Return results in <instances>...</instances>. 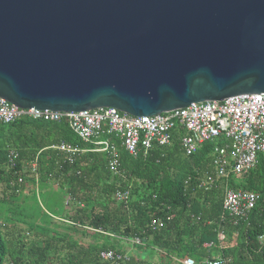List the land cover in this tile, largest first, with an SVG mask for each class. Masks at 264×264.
<instances>
[{"label": "water", "instance_id": "water-1", "mask_svg": "<svg viewBox=\"0 0 264 264\" xmlns=\"http://www.w3.org/2000/svg\"><path fill=\"white\" fill-rule=\"evenodd\" d=\"M264 96V0H0V99L152 117Z\"/></svg>", "mask_w": 264, "mask_h": 264}, {"label": "trees", "instance_id": "trees-1", "mask_svg": "<svg viewBox=\"0 0 264 264\" xmlns=\"http://www.w3.org/2000/svg\"><path fill=\"white\" fill-rule=\"evenodd\" d=\"M181 136L175 132L169 146L133 158L103 134L117 145L122 176H116L107 168V153L92 151L94 144L82 143L65 120L22 117L0 124V264H106L102 251L125 253L122 243L135 238L138 257L128 255L123 264H174L185 258L195 264L218 259L264 264L263 156L252 170L205 190L198 184L212 173L214 149L225 142H206L186 156ZM60 143L87 151L68 163L53 148ZM10 152L16 155L13 168ZM27 176L33 188L26 194ZM36 186L42 208L29 205ZM225 186L257 196L246 219L234 223L223 211ZM118 190L129 191L126 206L114 200ZM153 220L161 224L155 231L148 228Z\"/></svg>", "mask_w": 264, "mask_h": 264}, {"label": "built area", "instance_id": "built-area-1", "mask_svg": "<svg viewBox=\"0 0 264 264\" xmlns=\"http://www.w3.org/2000/svg\"><path fill=\"white\" fill-rule=\"evenodd\" d=\"M22 117L46 122L65 120L72 133L82 142L94 144L92 151L108 155L107 168L116 176H122L117 145L103 134L112 135L129 156L146 155L154 146L167 147L172 134L181 132L179 146L184 155L190 156L206 142L221 138L225 144L213 152L212 173L206 174L198 186L210 190L217 182L229 177L240 176L252 170L259 155L264 159V96L245 95L221 101L202 102L189 105L152 117H132L113 109H95L81 112H47L19 109L0 99V124H10ZM70 163L87 150L68 143L53 147ZM16 155L8 154V167L13 168ZM30 171L36 174V163L30 164ZM21 183V179L17 180ZM116 202L127 205L129 191H115ZM257 196L252 192L223 188L222 209L234 223L244 220L255 207ZM160 222L151 221L148 228L155 231ZM224 239L222 233L217 235ZM139 245L138 238L129 241ZM208 246V245H205ZM100 260L106 264H123L128 260L125 253L102 251ZM174 264H195L190 258L173 259ZM203 264H228L226 260L204 261Z\"/></svg>", "mask_w": 264, "mask_h": 264}, {"label": "rangeland", "instance_id": "rangeland-1", "mask_svg": "<svg viewBox=\"0 0 264 264\" xmlns=\"http://www.w3.org/2000/svg\"><path fill=\"white\" fill-rule=\"evenodd\" d=\"M25 179H26L25 193L27 194V192L30 191V189L33 188V183L31 182V177L30 176L25 177ZM36 188H37V186L34 188L35 194L33 193L31 198H29V200H30V204L29 205L33 206V208L35 206H37V205L40 208H42L43 199H42V196L38 194V189H36ZM20 227H22V226H20ZM88 241H90V240L83 239V242H88ZM122 244H123L122 250L124 252H126L129 256L138 257V250H137L138 246L137 245H131L130 242H126V241L124 243H122ZM140 255H144V254H142L140 252ZM154 259L157 260L156 257Z\"/></svg>", "mask_w": 264, "mask_h": 264}, {"label": "crops", "instance_id": "crops-1", "mask_svg": "<svg viewBox=\"0 0 264 264\" xmlns=\"http://www.w3.org/2000/svg\"><path fill=\"white\" fill-rule=\"evenodd\" d=\"M125 254H127L126 252H125ZM128 255V254H127Z\"/></svg>", "mask_w": 264, "mask_h": 264}]
</instances>
